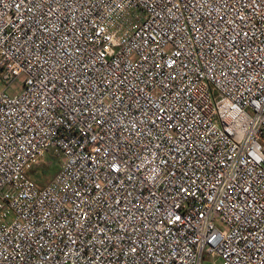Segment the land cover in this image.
<instances>
[{"label":"built area","instance_id":"built-area-1","mask_svg":"<svg viewBox=\"0 0 264 264\" xmlns=\"http://www.w3.org/2000/svg\"><path fill=\"white\" fill-rule=\"evenodd\" d=\"M204 257L264 264V0H0V264Z\"/></svg>","mask_w":264,"mask_h":264},{"label":"rangeland","instance_id":"rangeland-1","mask_svg":"<svg viewBox=\"0 0 264 264\" xmlns=\"http://www.w3.org/2000/svg\"><path fill=\"white\" fill-rule=\"evenodd\" d=\"M20 86H21V79H18L11 87L10 92L11 93L18 92ZM42 160L43 161L40 162V164L36 168L37 174L33 175V171L30 172L37 181V184L39 186H44L47 183H49L59 171V162H60L59 158H56L52 154H47ZM202 264H219V263L218 261L213 262L209 258L204 257L202 260Z\"/></svg>","mask_w":264,"mask_h":264}]
</instances>
